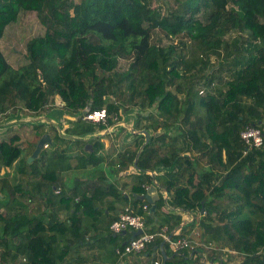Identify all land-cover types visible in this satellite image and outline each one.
I'll list each match as a JSON object with an SVG mask.
<instances>
[{"label":"trees","instance_id":"trees-1","mask_svg":"<svg viewBox=\"0 0 264 264\" xmlns=\"http://www.w3.org/2000/svg\"><path fill=\"white\" fill-rule=\"evenodd\" d=\"M174 1L165 11L153 0H0V39L22 11H34L45 27L29 39L27 61L17 67L0 48V117L17 110L39 115L57 106L58 96V106L81 113L65 117L68 133L81 135L120 119L121 107L141 109L137 127L169 132L150 137L138 166L173 165L157 174L168 203L199 211L204 200V211L179 234L197 230L201 243L217 246L213 253L203 245L171 252L165 242L164 264H264V141L246 150L240 135L248 125L264 135V0ZM86 106L105 107L108 122L83 119ZM9 129L0 134V264H95L96 257L100 264H154L159 257L163 264L154 249L161 237L119 258L115 246L127 232L96 234V199L116 191L112 184L98 195L95 185H59L61 169L70 166L66 147L40 150L28 161ZM140 143L119 152L111 169H126ZM97 147L79 164L94 165ZM132 175L138 200L151 176ZM144 203L150 206L143 199L133 207L149 231L166 226L169 234L182 221L180 211L162 210V198L155 212H144ZM154 219L160 221L152 225ZM96 241L109 246L107 255L83 250Z\"/></svg>","mask_w":264,"mask_h":264},{"label":"water","instance_id":"water-1","mask_svg":"<svg viewBox=\"0 0 264 264\" xmlns=\"http://www.w3.org/2000/svg\"><path fill=\"white\" fill-rule=\"evenodd\" d=\"M90 109L89 106H86L82 112L87 111ZM143 112L141 109L137 107H130L129 109L125 110L123 107L120 108L119 115L120 119L116 121L115 123L111 124L109 127L104 128L102 130H97L94 132L90 133H85L81 135H76V134H70L65 131V126L63 125V122L65 121V117L68 118H77L81 113H72L68 109H65L61 106H55L52 107L50 110L43 112L39 115H28V114H23L20 110H17L16 112H11L8 116H2L0 119V134L4 133L8 127H11L13 125H20V124H32V125H42L44 128L43 133L39 137V139L35 142L34 144V149L30 156L28 157V161H31L34 157L38 155L40 150L44 147V143L48 142L51 143L52 139L49 133V129L51 126H53L56 131L58 132V135L63 138L67 139H77L84 141V147L83 149L85 151H92V143L91 141L94 138H103L102 140L107 142L106 135L108 134L109 130H112L110 132H113V134L117 135L120 130L114 131L113 128L116 126H120L125 128L127 131L121 136V141L125 136H130L132 135V138H129L128 141H132L136 139V137H139L141 135L144 136L143 141L140 143L139 147L137 148V151L135 153V156L129 165L127 169H124L120 171V174L127 175L129 173H140L141 171L147 172L151 176V181L148 185L145 186V190L142 193H138L136 195L137 198L139 199H144L147 201L150 206H149V212H155L156 210V200L159 198V189L162 190L163 198H164V204H163V210L167 211L168 209L171 210H176L179 209L181 211H186L190 214V218L188 219L187 222L181 221L178 225H176L168 234L170 237L178 228H180L183 224H191L192 221L194 220V214L197 212V210H189V209H184L181 207H174L171 206L168 201V191L167 189L160 184V182L157 180V174L165 171L169 172L173 165L166 166L164 164H157L154 166V168H141L137 164L138 157L143 149V147L149 142L150 137L155 134L159 135L162 132L168 133L169 130H167L165 127H160L158 128L155 132H153L151 129L147 128H136V119H137V113ZM137 133V134H136ZM136 134V135H135ZM203 202L204 200L201 201V209L200 212L203 210ZM126 230H123L122 233H125ZM141 232V229H137L132 232V235L134 236L135 234ZM115 235V233H113ZM164 242L165 239H163L159 244L158 248L160 250V253L163 257V264L167 258L170 257V255L167 254L165 248H164ZM124 243V241L122 242ZM157 245L154 246V249L156 248ZM211 262V261H210Z\"/></svg>","mask_w":264,"mask_h":264},{"label":"rangeland","instance_id":"rangeland-1","mask_svg":"<svg viewBox=\"0 0 264 264\" xmlns=\"http://www.w3.org/2000/svg\"><path fill=\"white\" fill-rule=\"evenodd\" d=\"M57 1L59 0H56V2ZM70 1L71 3H73L77 0H70ZM153 4H160L163 10L166 11L168 10V8L176 6L177 2L174 0H160V1L153 0ZM44 29H45L44 25L39 21L34 11L20 12L18 19L15 22H11L6 26L3 36L0 39V48L2 52L4 53L5 57L7 58V60L14 67H17L27 61V57L25 54L27 42L29 41L31 37L42 34L44 32ZM120 61L122 62L123 60H120ZM55 104L57 105L61 104L60 98L58 96L55 99ZM1 118L2 117H0V119ZM8 128H10L9 132H12V133L15 132L20 137L19 142L23 149L21 153V158L23 159H25L26 157L28 158L30 154L27 155V152H29L33 143L39 139V137L41 136V132H37L39 131L37 126L32 125V124L13 125ZM49 132H50L51 137L53 138L55 135V128L53 127L52 130L50 129ZM57 135H58V132H57ZM59 138H61V140H66L70 142L66 138H63L60 136ZM98 142L100 145L103 146L104 144L103 140L102 141L99 140ZM80 143H82V141H80ZM119 146L121 148L126 145L119 143ZM79 147H80L79 151L74 150V149L72 150L70 149V147L64 148V151L66 155L68 156L70 166L61 169V173H60V176L58 177V180L60 181L64 179L63 183L65 184V186L70 187V181L75 180L79 176H87L89 169H93V171H96V172L104 171V172L113 174V176L115 175L111 169L113 165L111 163L107 164L103 160V157L106 155L104 154V152L102 153L96 152L97 160L94 163V165H88V167L86 168L80 164L75 165L76 163H81L82 159L84 160L85 157L89 154L88 153L89 151H85L83 149L84 145L82 146L81 144ZM131 148L134 149V147H131ZM44 150L51 153L52 151L55 150V148L53 145H51L48 149H44V148L42 149L43 152ZM103 162L105 163L103 164ZM4 170H9L10 172L13 173L14 169L12 170V168H6ZM130 176L131 174L118 177V178L124 179ZM4 200H5V197H2V195L0 194V201L4 202ZM141 202H142V199L134 200L132 196L122 197V200H120L119 203H112L113 207H110V211L114 214H117L120 208H122L124 204H128L130 206H139ZM158 221L160 220L154 219L151 222V224L152 225L156 224L158 223ZM180 229L181 228H179L178 230ZM203 246H206V245H203ZM206 247H209V246H206ZM210 248H214V247H209L208 251L211 250ZM210 252L213 253L214 251L211 250ZM157 255L159 256L158 252H157ZM144 258H147V256H144ZM95 264H100V261L97 257H96Z\"/></svg>","mask_w":264,"mask_h":264},{"label":"crops","instance_id":"crops-1","mask_svg":"<svg viewBox=\"0 0 264 264\" xmlns=\"http://www.w3.org/2000/svg\"><path fill=\"white\" fill-rule=\"evenodd\" d=\"M63 125L65 127L68 126L67 120L63 122ZM69 126H70V124H69ZM116 127L117 128H115L114 131L120 130V132L117 135H115V134H113V132H110V130H109L108 134L106 135L107 142L104 141L103 146L98 143L99 144L98 145L99 146L98 153L104 152V154H106L105 157H108V159H103L106 163H114V166H119V161L120 160H118L117 157H116L117 156V152L118 151L122 152L123 150H126V149L132 150L131 147H134V144H135L134 142L137 140L138 137H136V139H134L132 141H128L129 138H132V135L125 136L123 138V140L121 141V136L124 133H126L127 130L125 128H123V127H120V126H116ZM51 139H52V142L49 143V145L44 146V148L48 149L51 145H53L54 148H55L54 152L55 151H62L64 147H70V149H72V150L74 149V150H78L79 151L80 150L79 146L81 144H83V143H80L81 140L67 139L66 138L67 140L70 141V142H68L66 140H61V138H59V139L56 138V135H54L53 138L51 137ZM94 139H96V138H94ZM97 139L102 140V137L101 138H97ZM119 143L120 144L121 143L125 144L126 146L120 148ZM105 162H103V164ZM77 164H79V163H76L75 165H77ZM130 164L127 165V168L129 167ZM86 167H88V165ZM2 171H4V169H2ZM95 172L96 171H93V169H89V171L87 173L88 175L87 176H79V177H77L75 179V183L76 184H81L82 186H87V185H89V186L93 185L94 186L95 185V187L99 189L98 192L96 193L97 195L102 193V192H104L105 190H107L108 189L107 185L109 183L112 184L114 186V188L116 189V191H117V192L116 191L108 192L105 195H103V197L100 196V197H98L96 199V203H98L99 210H100L99 211L100 212L99 219H100V222H101L99 224V226H98V230H97V233H96V234H98V232L101 233L103 231L110 232L109 229H105V227H106L105 224H106L107 220L117 217L118 213L122 209V208H120L118 213L114 214V213H112L110 211V207H113L112 203H119V201L122 200V197H120L118 193H123L124 197H130V196L133 197L131 192H133L132 191V182L134 180V175H132V174H139V173H132V174L129 173V174H131L130 177L121 179V178H118V177H122V176H125V175L124 174H120V172L116 173L113 170H112V172H114V174H115L114 176H113V174H110V173H107V172H104V171H101V172L97 171L96 173ZM129 174H127V175H129ZM60 182H62V183H60ZM60 182H59V185H61V184L65 185L63 183V181H60ZM72 183H74L73 180L70 181V187H73ZM126 203H128V202H126ZM125 205H128V204H124L123 206H125ZM131 207L134 209L133 206H131ZM162 210H163V208H162ZM176 211H180L179 214L182 217V221L187 222L188 219L190 218V214L188 212L181 211L179 209H176ZM196 215H198V210L194 214V218H195ZM183 225H187L188 226L187 228L189 229V226L191 224H183ZM178 229L176 230V232L178 231ZM188 229H184V231H186ZM179 231H181V230H179ZM92 233L93 232L88 233V236L90 234H92ZM119 239H121V237H117V240H119ZM108 248H109V246L105 245L101 241H96V244H94L92 246H88V247L84 248L83 250H85L89 255L100 256V255H107V252H108L107 249ZM157 252L159 254H161L159 248H157ZM156 255H157V253H156Z\"/></svg>","mask_w":264,"mask_h":264},{"label":"built area","instance_id":"built-area-1","mask_svg":"<svg viewBox=\"0 0 264 264\" xmlns=\"http://www.w3.org/2000/svg\"><path fill=\"white\" fill-rule=\"evenodd\" d=\"M204 87L199 89V93H203ZM83 119L92 121V122H104L107 117V110L105 107L96 108V109H88L83 112ZM116 118V116H115ZM241 137L243 138L246 144V150L252 147H260L264 141V135L260 129V127L255 125H248L242 129L240 132ZM48 142L44 143V146H47ZM143 211H149V206L147 203L143 204ZM141 229V232L131 235L133 231ZM123 230H126L128 234V238L122 244V246L117 245L115 247V253L118 257H122L129 253H139L146 250L149 245L155 241L157 237H161L165 239L167 243L168 250L171 252H177L183 250L184 248L193 249L198 245H206L209 247L216 248L217 246L212 243H204L200 242L198 239V231L196 230L193 234H188L187 232H183V234H179L180 231L177 232L176 237H169L166 231V226L161 227L159 230L153 232L149 231L146 228L145 224V216L143 213H137L134 209L125 205L118 213L117 217H115L109 223V231L113 233H121ZM164 242V243H165ZM154 264H161V259L156 258L153 261Z\"/></svg>","mask_w":264,"mask_h":264},{"label":"flooded vegetation","instance_id":"flooded-vegetation-1","mask_svg":"<svg viewBox=\"0 0 264 264\" xmlns=\"http://www.w3.org/2000/svg\"><path fill=\"white\" fill-rule=\"evenodd\" d=\"M119 111H120V110H119ZM110 116H111V113H108V112H107L106 121L101 122V123L106 124V122H108V119L110 118ZM119 117H120V115H119ZM69 119H72V118H69ZM74 119H75V118H73L72 120H74ZM118 120H119V119L116 117L115 120L113 121V123H115V122L118 121ZM65 121H66V120H65ZM67 122H68V126L65 127V131L71 133L70 130H67V128L69 127V124H70V120H67ZM81 123H82V122H81ZM113 123H111V124H113ZM111 124H107L104 128L109 127ZM42 127H43V126H42ZM42 127H41V129H40V130H41V134H42L43 131H44V128H42ZM52 128H53V126H51L50 129L52 130ZM104 128H103V129H104ZM115 128H117V127H114L113 130H115ZM136 128L140 129V128L137 127V126H136ZM50 129H49V131H50ZM110 131H112V130H110ZM49 133H50V132H49ZM56 134H57V131H56V129H55V135H56ZM136 134H137V133H136ZM136 134H135V135H136ZM107 137H108V136H107ZM140 139H141V142H142L143 139H144V136H143V135L139 136V137L137 138V140H136L134 143H136V142L139 141ZM96 140H100V139H94V140H92V141H91V143H92V147H93V146H95V147L98 146V142H97ZM101 141H102V140H101ZM82 143H83V144H82V146H83V145L85 144V142L82 141ZM96 144H97V145H96ZM48 145H49V143H48ZM43 148H44V147H43ZM43 148H42V149H43ZM97 148H98V147H97ZM42 149H41V150H42ZM98 149H99V148H98ZM120 152H121V151H120ZM118 154H119V151L117 152V155H118ZM158 181H159V180H158ZM159 182H160V181H159ZM160 183H161V182H160ZM161 185H162V183H161ZM163 186H164V185H163ZM158 191H160V192H159V195H160V196H159V198H158L157 200H159L160 198H162V199H163V203H164V198H163V194H162L161 189H159ZM157 200H156V203H157ZM156 208H157V206H156Z\"/></svg>","mask_w":264,"mask_h":264},{"label":"clouds","instance_id":"clouds-1","mask_svg":"<svg viewBox=\"0 0 264 264\" xmlns=\"http://www.w3.org/2000/svg\"><path fill=\"white\" fill-rule=\"evenodd\" d=\"M200 211V210H199ZM199 211H198V214H199ZM202 211H204V210H202ZM201 213V212H200ZM176 232V231H175ZM113 233V232H112ZM122 233V232H121ZM126 233V232H125ZM115 234H117V233H115ZM119 234V233H118ZM132 235V234H131ZM126 240V239H125ZM125 240H124V242H125ZM123 244V243H122ZM157 248H158V245L156 246V251H157ZM159 258V257H158Z\"/></svg>","mask_w":264,"mask_h":264}]
</instances>
